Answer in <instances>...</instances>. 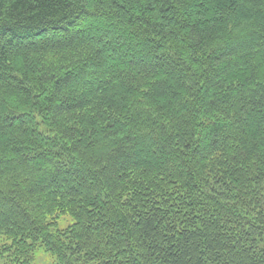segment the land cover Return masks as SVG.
Segmentation results:
<instances>
[{"label":"trees","instance_id":"obj_1","mask_svg":"<svg viewBox=\"0 0 264 264\" xmlns=\"http://www.w3.org/2000/svg\"><path fill=\"white\" fill-rule=\"evenodd\" d=\"M38 249L264 264V0H0V258Z\"/></svg>","mask_w":264,"mask_h":264},{"label":"rangeland","instance_id":"obj_2","mask_svg":"<svg viewBox=\"0 0 264 264\" xmlns=\"http://www.w3.org/2000/svg\"><path fill=\"white\" fill-rule=\"evenodd\" d=\"M73 222L72 218L68 215H64L59 218L58 220V226L60 229L66 228ZM0 264H14L9 261H7L5 258H0ZM32 264H55L53 257L47 253L44 252L42 249H38L35 253V257Z\"/></svg>","mask_w":264,"mask_h":264}]
</instances>
